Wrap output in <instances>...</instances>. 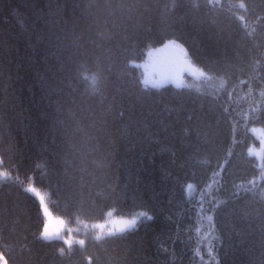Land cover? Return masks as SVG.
<instances>
[{
  "label": "trees",
  "instance_id": "1",
  "mask_svg": "<svg viewBox=\"0 0 264 264\" xmlns=\"http://www.w3.org/2000/svg\"><path fill=\"white\" fill-rule=\"evenodd\" d=\"M169 41L206 74L143 84L133 63ZM252 127L264 130V0H0V256L264 264ZM27 187L68 224L143 216L84 257L41 238Z\"/></svg>",
  "mask_w": 264,
  "mask_h": 264
},
{
  "label": "rangeland",
  "instance_id": "2",
  "mask_svg": "<svg viewBox=\"0 0 264 264\" xmlns=\"http://www.w3.org/2000/svg\"><path fill=\"white\" fill-rule=\"evenodd\" d=\"M187 59L184 48H181L174 41H169L161 46L147 49L141 61H136L133 64L139 68L143 84L151 86H161L168 83L183 85L189 79L201 78L206 74L189 63ZM250 130L260 142L264 141L263 129L252 127ZM251 151L260 162L264 155V142H261L257 148ZM26 189L38 200L44 224L48 226V229L40 234L44 240L59 238L66 245L77 244L82 247L89 240L101 239L110 234L132 229L143 216L141 211L129 216L114 215L109 212L100 220H78L74 224H68L63 218L50 211L45 192L39 187H27ZM189 190V185L185 186L187 195Z\"/></svg>",
  "mask_w": 264,
  "mask_h": 264
},
{
  "label": "bare ground",
  "instance_id": "3",
  "mask_svg": "<svg viewBox=\"0 0 264 264\" xmlns=\"http://www.w3.org/2000/svg\"><path fill=\"white\" fill-rule=\"evenodd\" d=\"M139 61H141V60H139ZM151 86V85H150ZM153 87H157V86H153ZM45 195H46V199H47V194H46V192H45ZM75 244H71V245H66L68 248H71V247H73ZM95 247H98L97 246V242H94V241H87L86 242V244L84 245V247L82 248V249H79L78 251H77V253L79 252L81 255H83L84 257H88V254L90 253V252H95V249H93V248H95ZM196 249L198 250L199 249V246H197L196 247ZM88 262H90V260L88 259Z\"/></svg>",
  "mask_w": 264,
  "mask_h": 264
},
{
  "label": "water",
  "instance_id": "4",
  "mask_svg": "<svg viewBox=\"0 0 264 264\" xmlns=\"http://www.w3.org/2000/svg\"><path fill=\"white\" fill-rule=\"evenodd\" d=\"M2 259V257H0ZM5 263V262H4Z\"/></svg>",
  "mask_w": 264,
  "mask_h": 264
}]
</instances>
